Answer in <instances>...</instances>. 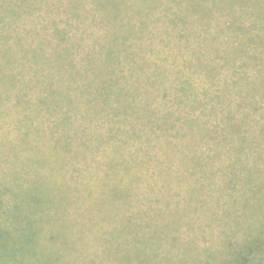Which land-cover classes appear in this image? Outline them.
<instances>
[{
  "label": "rangeland",
  "instance_id": "1",
  "mask_svg": "<svg viewBox=\"0 0 264 264\" xmlns=\"http://www.w3.org/2000/svg\"><path fill=\"white\" fill-rule=\"evenodd\" d=\"M0 33L45 52L0 110V264H264V0H0Z\"/></svg>",
  "mask_w": 264,
  "mask_h": 264
},
{
  "label": "trees",
  "instance_id": "2",
  "mask_svg": "<svg viewBox=\"0 0 264 264\" xmlns=\"http://www.w3.org/2000/svg\"><path fill=\"white\" fill-rule=\"evenodd\" d=\"M0 34H2L0 35V110L3 111L4 109L6 113H8L9 110H11L12 108L5 106L4 102L8 100L7 98L10 95H12L13 88L14 89L16 88L17 90L16 97L14 96L15 100L18 101V103L21 104L22 106L25 104V100L22 99V97L19 95V92H21L27 86V84L24 85L25 83L22 80L24 77L23 76L24 72L26 71L28 72L26 76H29V74L31 73L33 75H38L40 72H42L43 71L42 67L37 66L36 63L40 61L42 57L45 56V52L43 50L38 49L39 46L34 48L33 39H31L30 41H27L25 38L20 37V43H19L15 40H10L8 36H5V34L3 33H0ZM23 39H25V41L22 43ZM19 53L25 59L28 53L30 54V58L26 59L28 63H26V61H23L22 63H17V60L19 59ZM33 65H35V67H33ZM18 67H20V69L18 70V73L14 74L13 71L15 72V70ZM71 68H74V67L71 66ZM51 91L52 89L50 90L49 94L55 95V92H51ZM83 94L84 93L81 91L79 95H77V97L74 99H71V97L64 96L60 100L51 101L55 104V106H58L60 104L65 105L66 111L51 108L49 106L50 102L47 101V99H44V100L41 99L39 101V106H42L39 110L40 112L42 110L43 113H68L69 111L71 113H79V110L77 109V105L79 104ZM103 95L104 94L101 95L102 102H103ZM74 101L76 103L75 105L72 104ZM99 112L100 111H97V113ZM117 121H120L124 125H127L128 123V121H126L125 119L124 121L117 119ZM19 200H20V203L12 206L11 208L16 210L17 217L18 215L23 216L26 224L22 229L23 230L22 234L21 235L19 234L16 236L19 238L18 240L15 241V244L18 245L17 250L21 254L22 253L30 254L34 256L35 258H37L36 255L38 253H37L36 247L38 245L36 243L37 242L36 234L39 231L36 230L34 227L35 221L33 220V216L36 214L37 209L41 208L42 206L41 200L38 198V196H36L33 193L25 194L21 196ZM0 204L5 205L2 202H0ZM6 206H7V210H9L7 204ZM3 212L6 216L8 215L6 209L3 210ZM16 229H18V231L20 232L19 227H17ZM11 236H14V234L13 233L9 234L6 230L0 228V246H2L1 247L2 251H3V248H7L5 243L8 242V239ZM253 244L254 243L250 244L251 248H254ZM38 264H43V263L38 262Z\"/></svg>",
  "mask_w": 264,
  "mask_h": 264
}]
</instances>
